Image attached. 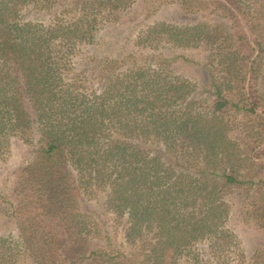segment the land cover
Returning a JSON list of instances; mask_svg holds the SVG:
<instances>
[{"label": "trees", "instance_id": "1", "mask_svg": "<svg viewBox=\"0 0 264 264\" xmlns=\"http://www.w3.org/2000/svg\"><path fill=\"white\" fill-rule=\"evenodd\" d=\"M144 1L163 13L129 14L133 50L103 54L96 85L86 66L136 0H46L61 5L49 22L24 18L40 0H0V164L35 150L0 192L15 225L0 264L246 261L229 223L264 228V0ZM183 50L207 53L205 81L173 68Z\"/></svg>", "mask_w": 264, "mask_h": 264}, {"label": "rangeland", "instance_id": "2", "mask_svg": "<svg viewBox=\"0 0 264 264\" xmlns=\"http://www.w3.org/2000/svg\"><path fill=\"white\" fill-rule=\"evenodd\" d=\"M46 0H40V4L36 6H29L24 9L23 15L26 20L40 21V22H49L54 14V11L59 10L61 8L60 3L56 4V7L52 8L49 3H44ZM155 4L150 3L149 1L144 0H136L134 7L130 10V13L124 14L123 18L113 26L108 27V32L105 33V40L103 49L99 52V58L91 61L90 64L86 66V76L93 83L99 84V77L101 74V68L97 67L98 60L103 56V54H111L112 56H120L121 58L126 55L125 52L132 49V44L134 42L133 39L127 37V28L130 25L131 18L129 14L137 13L140 11L141 16L145 17L149 12H155L160 15L163 13V9L160 6L154 7ZM206 14H211V8L207 10L204 9ZM181 14L183 16L184 21H196V20H204L207 17L203 15H198L195 17L192 13L186 11V9L182 8L180 11L174 8H170L169 14ZM195 17V18H194ZM210 17H213L212 15ZM209 19V18H207ZM136 21L135 23H137ZM127 41H130V44L127 45ZM126 44V45H125ZM84 55H88L90 52L86 53L83 51ZM128 53V52H127ZM183 55H180L175 62H171L173 68H177L179 72L185 74L187 77L193 80H201L202 82L206 80L208 73L210 71L209 63L207 61V53L204 51H188L183 50L181 52ZM85 57V56H84ZM105 61V59H101L100 62ZM208 64V66L206 65ZM76 68L78 71L85 70L83 66V57L82 54L79 56V63H76ZM89 81V82H90ZM101 84V82H100ZM29 107V105H27ZM153 148L154 150H163L160 144H150L149 148ZM13 156L7 162H3L0 164V192L6 195L15 194V187L17 190L19 177L24 173L25 168L30 165V163L35 160V150L32 146H28L23 143H18L13 148ZM93 207L98 205L97 199L89 200ZM2 206H7L8 202L4 203L2 200L0 201ZM8 208V207H3ZM2 208V209H3ZM3 213H0V233H8L11 231L12 226L14 225L8 217V222L3 220ZM15 226V225H14ZM229 226L232 227L233 231L237 234L241 247L246 250L245 262L239 264H254L257 260V255L261 254L264 258V228H259L256 226H248L245 225L240 217H238V213L236 212L230 219ZM114 236H117L116 245L121 248H126V246L122 243L121 230L113 233ZM59 241L62 247H59V252L61 254L72 255L71 252H68L69 245L66 241L65 234L62 232L58 235ZM92 245L95 247L104 243V241H99L98 239L91 240ZM96 245H95V244ZM245 252V251H244ZM74 257V256H72ZM232 264H238L234 262Z\"/></svg>", "mask_w": 264, "mask_h": 264}]
</instances>
